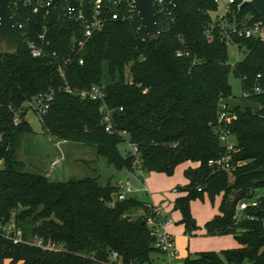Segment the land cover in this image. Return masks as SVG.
Listing matches in <instances>:
<instances>
[{
  "label": "trees",
  "instance_id": "trees-1",
  "mask_svg": "<svg viewBox=\"0 0 264 264\" xmlns=\"http://www.w3.org/2000/svg\"><path fill=\"white\" fill-rule=\"evenodd\" d=\"M237 4L221 22V7L214 0H178L177 6L157 14L158 40H150L134 14L109 21L88 41L80 24L65 16V0L48 16L11 6L16 24L23 20L26 29L17 31L18 52L0 49V220L13 218L27 238L55 241L64 250L44 252L0 236L1 264H106L113 253L122 264H154L152 255L157 254L147 225L151 212L139 198L111 206L119 185L101 186L98 176L52 180L47 172L28 170L19 159L24 137L34 131L27 111L18 126L14 112L51 93L43 129L59 139L95 147L99 157L120 171H131L139 181L152 172L173 177L181 165L199 164L184 171L189 184L176 188L187 193L175 201L180 222L191 235L198 228L192 202L207 195L214 204L222 195L219 213L204 226L206 236H233L240 247L197 252L185 264H264V94L242 95L249 102L245 106L228 103L234 97L232 76L241 81L242 93L264 87V43L235 39L243 56L232 62L223 32L233 24L249 27L264 18L249 5ZM128 8L125 4L121 13ZM45 28L47 53L56 56L34 58L27 41L40 43ZM94 86L102 89L104 101L79 95ZM221 102L237 117L228 125L236 143L232 172L209 165L225 154L218 132ZM103 103L112 112L115 133L105 130ZM127 139L138 146V156L119 152ZM136 160L140 170L135 171ZM245 202L249 206L239 218V206ZM135 208L145 212L136 222L128 215Z\"/></svg>",
  "mask_w": 264,
  "mask_h": 264
},
{
  "label": "built area",
  "instance_id": "built-area-1",
  "mask_svg": "<svg viewBox=\"0 0 264 264\" xmlns=\"http://www.w3.org/2000/svg\"><path fill=\"white\" fill-rule=\"evenodd\" d=\"M214 1L221 4V0ZM125 4H127L129 8L122 14L121 9L125 6ZM155 4L157 14L165 12L168 6H174L169 0H155ZM236 4V0H227L224 5L223 13L219 15L218 20L222 22L224 14L229 12L231 7ZM12 5L17 8L23 5L24 8H31L34 14L44 12L45 15L48 16L51 12V8L56 4H53L52 0H10V6ZM243 5H246L245 0H242L240 4H237L238 8H241ZM134 14L138 15L135 8L130 5L129 0H77V5L74 9L69 8L68 5L65 8V16L75 19L80 24L86 41H88L95 33L102 31L109 21L131 18ZM15 27L16 31L19 30L24 32L26 29V22H23V20L19 21L17 24L15 22ZM223 32L226 44L229 47L236 46L235 39H255L264 43L263 21L254 22L249 27L237 26L236 24H233L228 28H224ZM38 38L40 43L27 41L31 55L34 58H45L49 56L55 57V52L51 55L47 53V47L50 45V42L47 40L46 28ZM80 63L83 64V61ZM259 78H261V76H259ZM67 91L72 92L69 87L67 88ZM250 94L262 95L264 94V87L262 85H258L254 88L252 93L245 92L243 93V96L244 98H248ZM79 95L84 99L91 98L93 100L101 101H104L105 97L102 89L97 86L92 87L89 91H82ZM53 98V93L40 95L34 98L32 101L28 102L19 110L14 112V124L18 126L22 122L21 115L26 111L28 112V110L35 112L40 121H43V118L50 109ZM100 111L103 117V124L106 132L115 133L112 123V112L107 108L105 103H103ZM236 118L237 117L234 114L229 112L227 104L225 102H221L219 110L220 128L218 132L220 142L225 148V154L216 160H211L209 165L225 172H232L236 167L232 158L233 153L236 152V143L231 131L228 128V125L236 120ZM119 135L122 137L128 136L126 132H119ZM125 143L129 146V154L132 156H138V146L132 144L128 139ZM63 160L64 158H57L51 163V168L53 169L59 166ZM136 161L137 164H140L139 160ZM134 178L139 181L135 175ZM139 182L142 184L143 181L140 180ZM132 184L133 183L130 180L123 183L122 186H120V191L117 193L114 201H112L110 205L114 206L117 201H125L129 197L139 198V196L143 194V189L142 187H134ZM199 191H201V189H199ZM248 206L249 204L246 202L241 203L238 211L243 212L248 208ZM147 207L151 212L147 215V225L156 239L154 247L156 248L157 253L162 255V263L185 264L184 260L180 259L179 253L175 249V240L173 235L168 230L170 226L174 225V219L168 215V212H166L162 205L147 204ZM0 236L13 245L26 244L29 246H35L44 252L60 253L64 250V245L55 241H46L38 236L27 238L13 218L9 220H0ZM106 264H122V262L119 255L117 253H113L111 260Z\"/></svg>",
  "mask_w": 264,
  "mask_h": 264
},
{
  "label": "rangeland",
  "instance_id": "rangeland-1",
  "mask_svg": "<svg viewBox=\"0 0 264 264\" xmlns=\"http://www.w3.org/2000/svg\"><path fill=\"white\" fill-rule=\"evenodd\" d=\"M226 1L227 0H221L220 15L223 13ZM229 54L232 62L238 61L243 56V54H239L237 46H230ZM230 82L233 87L234 97L229 99L228 103L230 105H248L249 102L242 99L243 93L241 81L232 76ZM252 106L255 109L257 108V106L253 104ZM27 120L31 124L34 132L24 137L19 149V159L24 162L28 170L40 173L47 172V174H49L48 176L52 180L56 181L80 179L85 176H98L101 186H107L108 184L118 186L119 181L126 179L129 175H132L131 171H120L113 165H110L106 159L99 157L96 153L95 147L93 146L81 143H71L54 137L52 134L43 129L39 117L32 110H28ZM118 150L124 157L129 154V146L125 142L118 146ZM57 158H64V160L59 166L52 169L51 163ZM2 167L3 163H0V168ZM133 167L135 171L140 170V164H137V161L133 163ZM178 172H180V170ZM177 174L176 176H178ZM133 177H130V180L133 183L132 185L137 187L138 181H136ZM144 177L147 176L145 175ZM177 185L178 184L176 183L175 186L177 187ZM221 197L222 195L217 196L214 204L209 200L208 205L210 208L218 209L219 206L217 205ZM197 201L199 209L196 208V211L200 214L203 211L204 204L202 200ZM141 202L147 205L146 202ZM128 215L131 220L136 222L145 215V212L142 208H135L131 210ZM238 217H242V212L238 211ZM173 219L175 221V225L173 227L182 229L183 224L180 222L181 215L177 213ZM208 238L213 237L206 236L202 227L196 228L190 237L186 234H179L178 236L175 235V249L178 251L180 259L185 260L189 256H194L197 251L201 250V246L199 245L200 241ZM218 252H221V250ZM152 256L155 259L157 258L156 254H153ZM5 264H11V262L8 260L5 261ZM157 264L160 263L157 262Z\"/></svg>",
  "mask_w": 264,
  "mask_h": 264
},
{
  "label": "crops",
  "instance_id": "crops-1",
  "mask_svg": "<svg viewBox=\"0 0 264 264\" xmlns=\"http://www.w3.org/2000/svg\"><path fill=\"white\" fill-rule=\"evenodd\" d=\"M199 166L198 163H186L184 165H181L177 168L176 173L173 177H168L165 174L161 173H149L147 174L142 182V184L136 180L132 175H129L126 179H122L119 181L118 185L122 186L123 183L130 180V177L134 178L136 181H138V188L143 189V194L139 196L141 201L146 202L147 204H156V205H162L166 212H168V215H170L172 218L178 213L181 215V213L174 209L175 201L183 196H186L187 193L180 192L176 190L178 186H186L189 184V181L184 176V171L189 168H197ZM180 170V172H178ZM178 173V174H177ZM176 174L178 176H176ZM49 175V174H48ZM131 181V180H130ZM178 184L177 187L175 184ZM222 199V197H221ZM221 199L218 202V205L221 203ZM210 199L205 195V198L203 201V211L199 214L196 211V208L199 209V206L197 205V200L193 201L191 204L192 214L193 217L196 220V225L198 227L203 228V232L205 234L204 226L207 222H209L211 219L214 218L215 215L219 213L218 209H212L208 205V201ZM207 204H206V202ZM218 208V207H217ZM182 219V215H181ZM175 225V223H174ZM174 225L169 227V232L173 235V238L175 240V235L178 236L179 234H186L185 232V226L183 225L182 229H177L176 227H173ZM188 235V234H186ZM190 237V235H188ZM199 245L201 246V250L197 252H207V251H222L225 249H234L239 248L240 245L235 240L233 236H224V237H213L208 238L206 240H201ZM157 258H153V263L157 264L162 263L163 257L161 254H156Z\"/></svg>",
  "mask_w": 264,
  "mask_h": 264
},
{
  "label": "water",
  "instance_id": "water-1",
  "mask_svg": "<svg viewBox=\"0 0 264 264\" xmlns=\"http://www.w3.org/2000/svg\"><path fill=\"white\" fill-rule=\"evenodd\" d=\"M62 0H52L57 4ZM69 8L74 9L77 0H65ZM177 6L178 0H169ZM138 13L142 26L150 40H158L161 36L158 24L155 0H129ZM245 4L252 7L264 18V0H245ZM0 49L4 53H16L20 50V44L15 27V20L10 6V0H0ZM145 224V222H143Z\"/></svg>",
  "mask_w": 264,
  "mask_h": 264
}]
</instances>
